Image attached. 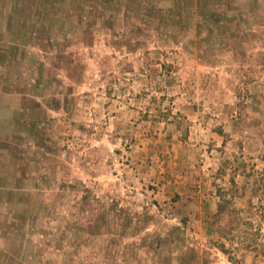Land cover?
<instances>
[{
  "label": "rangeland",
  "instance_id": "obj_1",
  "mask_svg": "<svg viewBox=\"0 0 264 264\" xmlns=\"http://www.w3.org/2000/svg\"><path fill=\"white\" fill-rule=\"evenodd\" d=\"M0 264H264V0H0Z\"/></svg>",
  "mask_w": 264,
  "mask_h": 264
},
{
  "label": "trees",
  "instance_id": "obj_2",
  "mask_svg": "<svg viewBox=\"0 0 264 264\" xmlns=\"http://www.w3.org/2000/svg\"><path fill=\"white\" fill-rule=\"evenodd\" d=\"M223 206L221 205L220 207V212H223L224 211V208H222ZM222 249L225 250V247H224V244L222 245Z\"/></svg>",
  "mask_w": 264,
  "mask_h": 264
}]
</instances>
